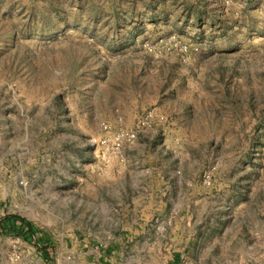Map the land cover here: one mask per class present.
Instances as JSON below:
<instances>
[{"label": "rangeland", "instance_id": "rangeland-1", "mask_svg": "<svg viewBox=\"0 0 264 264\" xmlns=\"http://www.w3.org/2000/svg\"><path fill=\"white\" fill-rule=\"evenodd\" d=\"M7 214L51 264H264V0H0ZM0 264L45 262L7 235Z\"/></svg>", "mask_w": 264, "mask_h": 264}, {"label": "trees", "instance_id": "trees-1", "mask_svg": "<svg viewBox=\"0 0 264 264\" xmlns=\"http://www.w3.org/2000/svg\"><path fill=\"white\" fill-rule=\"evenodd\" d=\"M22 238L24 241L31 243L40 257L45 262H51L53 243L48 236L41 230L17 214H7L0 218V238L4 236ZM176 262V261H175Z\"/></svg>", "mask_w": 264, "mask_h": 264}, {"label": "built area", "instance_id": "built-area-1", "mask_svg": "<svg viewBox=\"0 0 264 264\" xmlns=\"http://www.w3.org/2000/svg\"><path fill=\"white\" fill-rule=\"evenodd\" d=\"M154 118V113L152 111L145 112L138 120L137 124L132 129H124L121 125L118 124L116 128L108 123H103L102 136L96 142L98 148H100L102 155L104 156L105 152H110L114 154H119L121 148L124 145L132 144L136 139L139 133H141ZM204 182H207L210 179L209 173L203 175Z\"/></svg>", "mask_w": 264, "mask_h": 264}, {"label": "crops", "instance_id": "crops-1", "mask_svg": "<svg viewBox=\"0 0 264 264\" xmlns=\"http://www.w3.org/2000/svg\"><path fill=\"white\" fill-rule=\"evenodd\" d=\"M175 257V256H174ZM42 259V258H41ZM88 260H90V257H83V261H82V264H107L106 261L107 259L106 258H102V256L98 255V257L96 256H93L92 257V261L91 262H88ZM44 261V260H43ZM176 260L173 261V263H175ZM45 262V261H44ZM45 264H51V262H45ZM165 264H172L168 261L165 262Z\"/></svg>", "mask_w": 264, "mask_h": 264}]
</instances>
